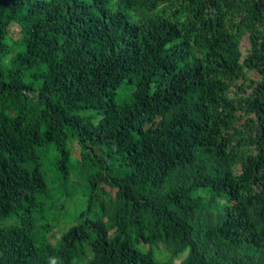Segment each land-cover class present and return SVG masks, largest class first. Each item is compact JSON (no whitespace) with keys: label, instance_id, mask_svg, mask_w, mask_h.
Segmentation results:
<instances>
[{"label":"trees","instance_id":"1","mask_svg":"<svg viewBox=\"0 0 264 264\" xmlns=\"http://www.w3.org/2000/svg\"><path fill=\"white\" fill-rule=\"evenodd\" d=\"M161 246L264 264V0H0V264Z\"/></svg>","mask_w":264,"mask_h":264},{"label":"rangeland","instance_id":"2","mask_svg":"<svg viewBox=\"0 0 264 264\" xmlns=\"http://www.w3.org/2000/svg\"><path fill=\"white\" fill-rule=\"evenodd\" d=\"M9 36L11 39L13 40H17L19 38V29L17 26L15 25H11V27L9 28ZM248 39L247 37H243L241 39V43H240V49L243 53V55L246 54L247 49H248ZM248 77L250 79H255L256 74L254 73H249ZM238 85H240L242 82L239 81L237 82ZM245 83H248V81H245ZM244 119H242L239 123L243 124L244 123ZM79 149L76 145L73 146V153L74 155H78ZM73 156V155H72ZM52 156L49 157L48 162L51 160ZM74 158V156H73ZM184 256V254L180 255L178 258L172 260V263L168 260V254L166 253L165 249H163V247H159L158 250L155 251V258L162 264H178V262L181 260V258Z\"/></svg>","mask_w":264,"mask_h":264}]
</instances>
